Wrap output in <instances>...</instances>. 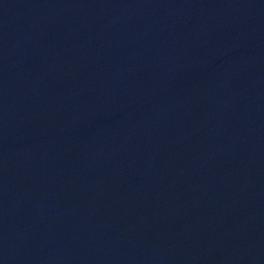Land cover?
<instances>
[{
  "label": "water",
  "instance_id": "1",
  "mask_svg": "<svg viewBox=\"0 0 264 264\" xmlns=\"http://www.w3.org/2000/svg\"><path fill=\"white\" fill-rule=\"evenodd\" d=\"M0 264H264V0H0Z\"/></svg>",
  "mask_w": 264,
  "mask_h": 264
}]
</instances>
